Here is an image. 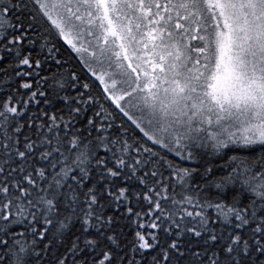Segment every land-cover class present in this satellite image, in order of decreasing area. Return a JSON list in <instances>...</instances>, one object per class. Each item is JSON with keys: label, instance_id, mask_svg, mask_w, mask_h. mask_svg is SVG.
I'll list each match as a JSON object with an SVG mask.
<instances>
[{"label": "snow or ice", "instance_id": "6c2138e0", "mask_svg": "<svg viewBox=\"0 0 264 264\" xmlns=\"http://www.w3.org/2000/svg\"><path fill=\"white\" fill-rule=\"evenodd\" d=\"M0 264H264V0H0Z\"/></svg>", "mask_w": 264, "mask_h": 264}, {"label": "trees", "instance_id": "16d2710c", "mask_svg": "<svg viewBox=\"0 0 264 264\" xmlns=\"http://www.w3.org/2000/svg\"><path fill=\"white\" fill-rule=\"evenodd\" d=\"M64 55H65L66 57H68V56H70V52L66 51V52L64 53Z\"/></svg>", "mask_w": 264, "mask_h": 264}]
</instances>
